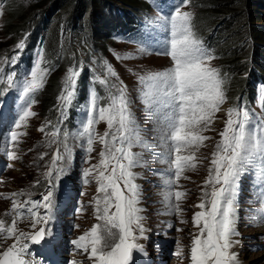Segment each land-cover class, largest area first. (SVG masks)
<instances>
[{"label": "snow or ice", "instance_id": "obj_1", "mask_svg": "<svg viewBox=\"0 0 264 264\" xmlns=\"http://www.w3.org/2000/svg\"><path fill=\"white\" fill-rule=\"evenodd\" d=\"M189 2L190 0H181L180 4L173 5L174 10L168 16L156 18L159 27L166 33L163 46L156 51L158 55L169 57L171 66L138 76L144 111L149 118L158 122L160 140L167 148L165 153L160 154L162 162L168 165L169 173L164 180L168 188L164 193V203L169 213L176 214L182 211L179 202L186 196L185 192L176 190V186L185 170H194L197 166L195 151L192 149L198 150L205 141L211 139L203 133L210 130L215 114L226 101L224 79L219 70L209 63L214 56L194 33L193 13L181 10ZM23 48V41L16 45V49ZM139 50L142 53L148 51L143 46ZM18 60L19 56L14 55L5 63L16 65ZM104 68V78L97 79L108 90V102L102 106L101 97L93 88L86 102L87 120L82 123L81 130L74 133L86 138L87 153L93 152V144L97 140L103 145L99 152V162L82 171L83 183H89V177L97 182L98 196L94 200V211L96 218L102 223L93 225L88 232L71 243L76 249L87 253L93 264H134L133 251L144 255L147 253L142 245L135 242L146 237L141 223L143 217L140 215L143 210L137 206L140 198L139 185L134 182L136 173L132 171L140 164V160L139 154L132 149L138 145L151 151L153 146L141 136V129L129 107L127 86L119 79L111 64L105 62ZM49 71L38 59L23 71V79L17 81L15 72L5 77L3 67H0V84L8 85L0 95L8 91L16 93L15 98H10L8 102L0 100V125L8 124V120L13 118V124L9 125L11 130L3 134L6 145H15L20 137L27 135L19 130L27 126L30 117L36 115L31 109L37 102L35 96L43 88ZM79 74L76 69L70 68L66 75L65 87L58 97L62 118L67 117ZM112 77H115V83H110ZM261 106L264 107V89H261ZM227 116L223 131L219 133L220 140L211 153L208 176L201 188L200 203L196 205L201 210L193 215V225L199 228V235L192 239L191 264H239L237 253L230 250L234 243H238L232 237L239 235L236 230V203L241 176L245 171L244 165L258 157L261 164L257 177L264 182V119L257 117L254 121V114L246 107L228 108ZM100 121L106 122L107 129L103 135L98 136L95 125ZM252 124L254 129L250 130L249 126ZM49 125L50 122L42 124L38 131L50 137L49 146L54 143L62 144L63 152L58 146L52 154L50 165L43 174L47 188L41 194V199L33 200L29 197L20 203L15 197L23 195V191L10 193L5 197L12 199L11 210L6 214L13 215V219L7 226L0 220V237L12 239L13 243L0 251V264H38L34 259H26L32 255L31 245L43 243L53 250L59 247L58 238L50 227L56 189L66 171L58 162L65 159L70 162L73 153L67 143L69 133L64 131L61 141L60 128L54 126V130L48 133L45 129ZM185 152L191 154L185 155ZM5 154L9 159L19 158L14 151L7 150V147ZM45 155L47 153H42L40 158ZM34 183L39 184L40 181ZM65 195L70 193L61 191V198ZM260 195L261 208L258 209V214L264 222V192ZM40 209H43V213ZM26 215L31 218L32 229L42 225L38 231L33 233L18 230V221ZM134 228L139 231V236L135 234ZM114 229L117 231L114 232ZM109 239H116V242L108 244ZM106 248L110 250L105 251ZM70 264L76 262L72 261Z\"/></svg>", "mask_w": 264, "mask_h": 264}, {"label": "rangeland", "instance_id": "obj_2", "mask_svg": "<svg viewBox=\"0 0 264 264\" xmlns=\"http://www.w3.org/2000/svg\"><path fill=\"white\" fill-rule=\"evenodd\" d=\"M28 1L29 0H23L24 3ZM137 1L141 2V0ZM190 2L187 6L182 7L181 10L190 11L193 13L194 18L195 9L192 7L191 0ZM180 3L181 0H166L164 4L166 11H162V13H150L148 9L145 12H137L136 15H140L143 23V39L128 41L125 36L120 34V39L122 40H115V35L113 34L114 31L112 30L109 32V49H107L106 56L100 58V60L103 61V66H101L102 68L96 66L90 68L85 63L83 71V63L79 59H76V61L72 60L71 63L67 64L62 69L60 78L58 74L59 81L57 79L56 84H60V90L65 87V79L69 69L74 68L80 73L76 78V92L79 95H82L87 85H91L101 97L100 102H103L101 105L103 106L107 104L108 90L104 85L98 82L97 78H104L105 62L111 64L115 72L118 74L119 79L127 86V94L130 101L129 107L134 114L136 121L139 120V124H141L143 120V125L146 127L143 131H141V136L144 140L151 143L152 141L149 140V137H153L152 133L158 132L159 125L156 120L149 118L148 115L146 116L142 113V111L137 109L138 106L145 107L140 98L141 85L139 84L138 76L144 75L147 72L159 71L171 66L172 62L170 58L165 55H158L156 51L163 46V41L166 39V33L159 27L156 18L158 16H168L170 12L174 10L173 5H178ZM133 4L138 3L135 1ZM5 14L6 11L3 14L0 7V44L1 42H4L6 38L1 29ZM192 27L194 30V19H192ZM198 37L200 36H197V38ZM39 43L38 38H35L30 50V58L27 60V63L24 61L28 55V51L23 52L22 60L19 59L16 65H12L10 62L5 63V61H10L12 56L18 55V50H15L12 54L6 55L0 52V67H3L5 77L10 73L15 72L16 80H22L23 71L26 68H30L36 60H41L39 52L34 50L35 44L39 45ZM141 46L148 49V51L143 53L140 52L139 49ZM117 56L126 58L117 59ZM209 63L211 67H214V60L209 61ZM56 67L57 64L54 69ZM51 71L48 72L46 81L51 75ZM53 77L54 76L50 77L49 81L44 83V85L48 83L45 91L50 90L52 83L54 84ZM115 82V77L110 78V83ZM7 88V84H0V93H3V91ZM253 88L256 97L255 100L250 103V112L254 114L253 119L255 121V118L257 117L259 119H264V107L261 106L262 87L260 85H253ZM42 90L43 88L36 94L35 99L37 102L31 109V111L36 113V115L30 117L27 121V126L22 127L19 130L26 132L27 135L20 137L19 142L15 145L9 144V150L14 151L19 158L10 159L11 162L8 165L12 166L6 167L5 171H3L0 175V220H3L7 226L11 224L10 220L13 219V215L6 214L11 210L12 199H5V197L10 193H19L23 191L24 196L30 195L34 200H39L41 199V194L46 192L47 181L45 180L43 174L47 171L48 166L50 165L52 150L54 148L57 149L59 146L60 151L63 152L62 144L54 143L49 146L48 141L50 137L38 131V128L42 124H48V122H50V125L46 127L45 131L51 133L54 130V126H58L61 130L59 137V140L61 141L63 140V132L67 131L69 133L67 143L71 147L73 153V159L70 162L67 159L58 162L65 168L66 171L65 175L61 177L56 189L57 194L67 183L69 186H72L77 190L75 195L74 189H72V197L77 203V211L73 212L69 219L64 218L65 224H69V229L65 230L63 234H66V236L70 237L73 241L85 232H88L93 225L102 223L96 218L94 211V200L98 196L97 182L92 177H89V183H83L82 171L99 162V152L103 145H101L97 140L93 144V152L87 153L85 151L87 146L86 138L74 135V133H78L81 130L82 123L87 120L86 105L84 109L79 105H75L74 108H72L71 105L68 107L73 113V120H64L58 117L55 112H53L50 118H48V115H45L44 118H42L40 113L37 114V110L39 112L38 102L44 100V98L46 99L48 94L44 91L45 93L43 92L40 97ZM113 91L115 90L113 89ZM12 92L15 93V91ZM2 96L3 95H0V98ZM56 100H58V98H56ZM227 109L228 105L225 102L221 106V110L215 114V119L210 130L203 133V135L211 137V139L205 141L203 146H200L198 150L192 149V151H195L197 166L194 170H185L178 182V185L176 186V190H183V192L186 193V196L179 202L182 209L179 214L171 213L170 216H164L161 214V209H167V206L164 203V194L160 193L159 189L154 186L151 181H149V178L151 177V170H148L146 184L141 185L140 197L142 196V199L145 197L144 199L146 201L141 207L143 201L139 198L137 206L143 210L140 215L143 217L141 223L144 226V237L146 238L137 239L135 242L142 245L145 251L147 249L149 253H146L149 255H156L157 245H154V241L158 236L156 237L155 235H163L164 239L169 240V251L174 254L173 256L168 257L167 264H191L190 250L192 246V239L195 235H199V228L193 225V215L201 210L196 207V205L200 203L201 188L204 186V180L208 176L211 153L215 150V145L220 140L219 133L223 131L224 122L228 119ZM56 112L58 115L60 114L58 111ZM58 118L61 121L60 124H58ZM249 128L250 130H253L254 124L250 125ZM106 129L107 124L104 121H100L95 125V130L98 136L103 135ZM158 136L159 148L162 145V148L164 149L166 145L160 140V133H158ZM42 153H47V155L43 156L41 159L40 156ZM183 154L187 155L191 153L185 152ZM259 167L260 164L257 160L253 159L248 168L245 170V175L241 178L239 184L236 203V230L239 235L232 237L233 241H238V243H234L230 250L237 253L239 264H264V248L255 246L256 244H259L258 241L260 240V237H258L256 233L253 235L255 231H264V229H261L259 225L257 226L259 229H256L257 227L250 228L247 224L248 217L256 211L257 203L259 201L257 196L252 199L254 195L252 187L255 178H258L257 172ZM37 180L40 181L39 184L34 183ZM81 193H83V195H81ZM18 197H15V199L18 200ZM61 200L62 199L60 198H56L52 209H54L57 205L59 206L61 204ZM112 210L114 211V208ZM40 211L43 213V209H40ZM164 219H169V221L166 222ZM17 228L20 231L29 232L32 229L31 219L25 217L24 219L18 221ZM113 231L116 232L117 230L114 229ZM134 232L137 236H139V231L137 229L134 228ZM115 242L116 239L107 240L108 244ZM12 243V239L5 240L3 237H0V251H3ZM90 247L91 246L89 245V251ZM66 250L65 253L69 257L68 264L72 261H75L76 264H93V260L88 258V254L82 250L76 249L73 244L71 245V248L66 247ZM108 250L110 249H105V251ZM133 258L134 264H144V254L133 251Z\"/></svg>", "mask_w": 264, "mask_h": 264}, {"label": "trees", "instance_id": "obj_3", "mask_svg": "<svg viewBox=\"0 0 264 264\" xmlns=\"http://www.w3.org/2000/svg\"><path fill=\"white\" fill-rule=\"evenodd\" d=\"M0 1L3 14L6 11L1 26L6 38L0 52L9 54L24 40L23 49L27 51L38 38L42 66L57 64L47 79L54 76V84L48 91V83L43 86L40 97L44 91L48 94L37 105V114L42 118H50L55 110L60 91L56 82L62 69L76 59L83 63V71L86 62L101 67L100 58L106 56L109 45V30L127 28L136 13L146 8L142 0ZM135 1L138 4H133ZM191 1L195 9L194 33L205 35L212 43L214 64L224 79L225 102L232 107L250 103L255 81H264V0Z\"/></svg>", "mask_w": 264, "mask_h": 264}, {"label": "bare ground", "instance_id": "obj_4", "mask_svg": "<svg viewBox=\"0 0 264 264\" xmlns=\"http://www.w3.org/2000/svg\"><path fill=\"white\" fill-rule=\"evenodd\" d=\"M259 243H260V241H259Z\"/></svg>", "mask_w": 264, "mask_h": 264}, {"label": "water", "instance_id": "obj_5", "mask_svg": "<svg viewBox=\"0 0 264 264\" xmlns=\"http://www.w3.org/2000/svg\"><path fill=\"white\" fill-rule=\"evenodd\" d=\"M54 153V152H53Z\"/></svg>", "mask_w": 264, "mask_h": 264}]
</instances>
